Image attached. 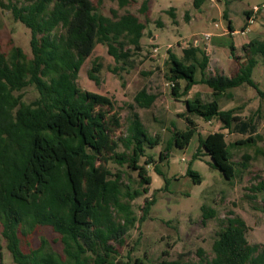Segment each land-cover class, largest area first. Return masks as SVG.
<instances>
[{
    "label": "trees",
    "instance_id": "16d2710c",
    "mask_svg": "<svg viewBox=\"0 0 264 264\" xmlns=\"http://www.w3.org/2000/svg\"><path fill=\"white\" fill-rule=\"evenodd\" d=\"M103 1L97 0L98 4ZM118 1L121 7L130 2ZM201 1L195 0V5ZM0 7L9 10L31 33V55L18 45L9 53L0 49V250L5 239L15 263L112 264V241L121 242L125 231L137 220H145L155 203L154 194L146 197L140 218L131 207L132 200L150 191L148 167L153 165L166 188L171 178L160 163L169 162L173 147L184 149L190 144L198 132V117L208 121L215 117L229 133L245 136L233 145L257 142L261 123L257 110L242 116L237 107L222 109L220 100L243 84L257 87L252 71L258 57L264 61V37L244 43L243 56L234 55L235 46L230 45L238 63L237 72L230 77L207 74L209 56L195 40L182 48L181 56L168 49L167 79L175 100L197 83L207 84L213 92L207 101L200 96L184 100L186 109L179 115L186 127L173 124L172 138L156 158L148 149L158 146L161 137L149 133L137 111L131 112L124 130L115 101L78 84L80 70L98 43L106 45L115 62L121 63L113 72L131 65L133 53L142 50L146 28L138 15L130 11L118 15L113 9L111 16L106 15L94 0H0ZM148 7V0H143L140 11L146 14ZM223 15L233 31L228 11ZM248 24L249 19L243 30ZM100 66L94 60L88 71L96 83ZM29 86L37 90V96L27 101ZM258 92L264 97V90ZM157 97L143 87L134 95L131 107L149 108ZM229 146L225 132L211 131L199 137L193 157L208 155L210 165L232 181L244 172L251 157L245 155L237 161ZM111 162L136 172L139 188L125 185V171L113 172ZM185 174L195 183L201 182L197 170L188 167ZM252 187L254 192H264V179ZM201 210L203 221L216 216L205 203ZM219 223L211 258H162L156 264H264V244L248 240V225L241 216H229ZM39 225L60 234L62 252L46 238L29 252L22 250L19 233L30 234Z\"/></svg>",
    "mask_w": 264,
    "mask_h": 264
},
{
    "label": "rangeland",
    "instance_id": "374dc122",
    "mask_svg": "<svg viewBox=\"0 0 264 264\" xmlns=\"http://www.w3.org/2000/svg\"><path fill=\"white\" fill-rule=\"evenodd\" d=\"M94 2L106 15L111 16L112 9L116 10L118 15L127 11L138 15L146 23L142 50L133 53L131 65H124V69L119 68L115 73L112 71L113 67H120L121 63L115 62L106 45L98 43L80 70L78 84L84 89L111 97L121 113L124 130L131 112L137 111L149 133H157L161 137L158 146L148 149L156 158L159 151L171 140L174 125L177 128L186 127L184 118L179 115L184 112V102L179 103L173 98L171 82L167 79L168 49L181 56L182 48L193 40H200L197 45L204 48L209 42V37H205L207 32L214 35L228 30V20L223 15L225 10L228 11L233 27L239 30L235 37L232 36L237 46L234 55L243 56V50L239 46L242 39L264 37V0H202L199 6L195 5V0H148L146 14L140 11L143 0H130L123 7L118 0H104L101 4H98L97 0ZM254 6L259 7L255 14L258 27L242 34L241 31L249 18L247 11L251 12ZM30 36V29L24 23L15 20L9 10L0 7L1 51L9 53L13 45H18L31 55ZM216 49L223 70L216 73L230 77L231 59L238 65L231 48L225 45ZM94 60L101 65L100 71L96 73L99 83L91 80L88 75ZM213 70L209 69L207 74L214 76ZM252 79L258 89L264 90V61L261 57H258V63L252 71ZM143 87L158 94L155 103L149 108L135 105L131 107L134 104V95ZM257 87L243 84L231 89L230 97L223 96L220 100L221 108L230 103L241 113L257 110L255 113H258L261 119L259 137L253 145H233L238 137L245 136L226 131L232 158L241 161L245 155L251 157L244 172L230 181L219 169L210 165L211 159L208 155L193 157L199 137H205L208 131H215L219 122L215 117L211 119L212 122L198 117V132L190 144L184 149L173 147L169 162L166 160L160 163L161 168L171 178L166 188L164 178L155 172L153 165L148 167L152 176L150 191L132 200L131 207L136 218H140L145 198L154 194L155 203L145 220H137L125 231L121 242L112 241L113 252L109 257L112 264H156L162 258L188 261H198L202 257L211 258L212 244L216 232L220 229L219 221L234 215L241 216L246 221L247 238L251 243L264 244V192L252 191V186L264 179V97L260 96ZM198 88L199 90H195L197 96L204 101L212 98V93L201 91L206 85L200 84ZM36 96L37 90L33 86L26 88L27 101ZM110 167L113 172L125 171V185L131 186L132 189L139 188L136 172L126 170L115 162H111ZM188 167L200 173V183H195L185 174ZM204 203L216 211L215 217L205 221L201 210ZM19 238L24 252L37 247L41 238H46L53 248L62 252L60 234L50 226L39 225L30 234L19 233ZM2 244L0 264H17L6 247L5 239ZM165 250L167 255L163 254Z\"/></svg>",
    "mask_w": 264,
    "mask_h": 264
},
{
    "label": "crops",
    "instance_id": "0c3cea01",
    "mask_svg": "<svg viewBox=\"0 0 264 264\" xmlns=\"http://www.w3.org/2000/svg\"><path fill=\"white\" fill-rule=\"evenodd\" d=\"M251 13V12H250ZM256 27H258V21H254L252 23H249L246 27L245 30H242L241 33H245L247 31H250L252 29H256ZM208 33V32H207ZM239 33V30L238 29H235L233 31H230L229 29L226 31V32H221V33H217V34H210L209 38H208V44L206 43L204 49L206 50V53L208 54L209 56V64H208V68H207V71L209 69H214V75L216 72H221L223 71L221 68V64H220V57H218V52L216 51V47L218 48V46H224L227 45V46H230L232 43L234 44L235 46V50L237 48V46L235 45V42H234V38L236 36V34ZM233 36V37H232ZM251 39H253L252 37H248L247 39H242L241 42H240V45L239 46H242L244 43H247L249 42ZM199 43H200V40H198ZM209 46H212L213 48L209 47ZM242 56V55H241ZM241 60H244V58H242ZM230 65H231V75H234L237 70H238V65L235 64L232 59H231V62H230ZM206 71V72H207ZM217 74V73H216ZM230 75V76H231ZM200 84H203V85H206V88H203L201 91L205 90L207 91V93H212V89L211 87H209L207 84L205 83H197L195 85H193V87L190 89V91L187 93L186 97L185 98H180L179 100H176L177 102L179 103H182L184 102L183 99L185 100L186 98H194L196 95L195 93V90H199V88L197 89L198 85ZM195 94V95H194ZM230 94L231 92L229 91L228 93H226L225 96L227 97H230ZM230 108H235V105L234 104H230L228 103L227 107H224L222 109H230ZM186 109V105H185V102H184V108L182 109L183 111ZM180 109H178V111H182ZM240 115L242 116H245V115H248L250 114L249 112L247 113H241V112H238ZM210 122H212L210 120ZM215 131H223L226 133V131H228L226 128L223 127V123L219 120L218 124L216 125V130ZM211 132V131H208V133ZM244 136V135H243ZM242 137H238L236 140L238 139H241Z\"/></svg>",
    "mask_w": 264,
    "mask_h": 264
},
{
    "label": "built area",
    "instance_id": "2783aa9c",
    "mask_svg": "<svg viewBox=\"0 0 264 264\" xmlns=\"http://www.w3.org/2000/svg\"><path fill=\"white\" fill-rule=\"evenodd\" d=\"M259 7L258 6H254L252 9H251V13L250 15L248 16L249 18V23H252L255 21V14L257 13ZM210 34L209 33H206L205 34V37H209ZM157 50V49H156Z\"/></svg>",
    "mask_w": 264,
    "mask_h": 264
},
{
    "label": "water",
    "instance_id": "95a60500",
    "mask_svg": "<svg viewBox=\"0 0 264 264\" xmlns=\"http://www.w3.org/2000/svg\"><path fill=\"white\" fill-rule=\"evenodd\" d=\"M198 43H199V41L197 40V41H196V44H198Z\"/></svg>",
    "mask_w": 264,
    "mask_h": 264
}]
</instances>
